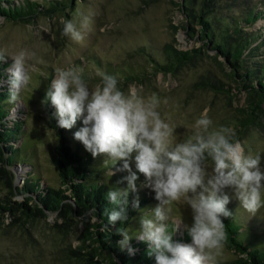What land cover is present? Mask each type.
<instances>
[{"label":"rangeland","instance_id":"1","mask_svg":"<svg viewBox=\"0 0 264 264\" xmlns=\"http://www.w3.org/2000/svg\"><path fill=\"white\" fill-rule=\"evenodd\" d=\"M71 1L69 7L43 8L27 20L0 16V52L8 63L5 72L18 77L14 87L21 98L7 118L24 122L16 159L33 166L34 179L41 176L50 186L59 185L43 139L44 135L53 143L56 136L44 122L47 115L38 102L43 92L56 93L52 105L62 99L65 112L59 117L71 140L78 118L83 129L89 125L104 131L119 128L128 140V149H116L111 156L118 158L115 168L131 167L130 174L119 181L127 172L116 173L114 184L124 190L136 185L150 200L138 207L147 217L139 214L132 220L122 241L144 233L149 238L171 222L176 238L185 230L189 235V240L175 245L177 264L192 261L191 254L178 252L185 244L192 248L197 264H225L236 255L213 239L211 233L222 232L221 222L205 202L218 199L242 222L239 238L264 250V112L261 128L234 129L242 117L238 108L244 106V92L232 89L235 96L229 98L197 84L207 74L233 84L209 56L212 51L209 55L194 52L191 61L179 63L171 72L151 69L156 62L167 61L165 43L178 49L200 45L180 28L184 16L174 3L179 0ZM236 3L245 10L248 4L263 5L264 0ZM259 27L264 29V19L252 25ZM140 67L150 73L123 80V69ZM69 104L81 118L69 112ZM233 132L238 139L225 147L223 141ZM25 169L30 166L15 165L14 183H21ZM5 195L22 199L10 195L0 180V198ZM55 218V213L27 220L18 211L1 215L0 264H79V257L69 249L78 247L76 232L81 224L57 226Z\"/></svg>","mask_w":264,"mask_h":264},{"label":"trees","instance_id":"2","mask_svg":"<svg viewBox=\"0 0 264 264\" xmlns=\"http://www.w3.org/2000/svg\"><path fill=\"white\" fill-rule=\"evenodd\" d=\"M43 1L39 4L36 0H0V16L6 20H27L43 8L47 11L60 10L69 7L72 2ZM174 3L184 16L180 28L188 37L200 41V45L178 49L165 43L167 61L156 62L152 65V71L171 72L179 63L191 61L195 53L209 55L208 51H212L209 56L233 84L222 80L219 75L210 74L197 84L206 85L229 98L235 96L232 89L244 92V106L238 108L242 117L235 122L234 129L240 132L251 125L261 128L260 117L264 112V29L252 28V25L256 20L264 19V4H248L245 10H240L236 0H179ZM231 7H236V10H228ZM7 65L0 52V180L10 195H21L22 199L11 200L6 195L1 197L0 216L5 212L14 215L18 211L22 219L27 220L55 213L57 226L77 227L78 223L81 224L82 229L76 232L78 247L69 249L71 255L79 257V264H177L175 245L182 239L189 240V235L185 230L181 238H176L171 222L159 234L149 238L144 233L122 241L123 232L132 220L139 214L147 217L145 210L138 211V207L150 200L144 190L136 189V185L124 190L120 184H114L116 173L123 175L126 170L121 181L124 177L128 178L131 169L128 166H124L122 171L115 168L118 167V158L111 156L116 149H128V140L124 138L122 129L106 127L104 131L90 125L83 129V120L78 118L75 123L81 125H75V136L71 140L66 133L64 120L59 117V113L65 112L62 99L57 106L52 105V99L57 98L56 93L43 92L38 102L41 101L39 105L47 115L44 122L54 130L56 140L51 143L44 135L43 139L50 161L56 167L59 185L50 186L41 176L34 179L31 175L33 166L16 159L24 122L18 118H7L14 103L21 99L14 87L19 79L5 72ZM123 70L125 81L137 80L139 76L150 73L143 67ZM65 103L74 104L70 101ZM71 104L69 112L74 117L79 116ZM18 110L16 112L19 113ZM80 128L81 134L77 132ZM234 133L223 141L225 147L238 139ZM99 154L102 157L99 158ZM16 164L30 166V169L24 170L26 174L21 176L20 184L14 183ZM111 168L113 172H109ZM132 178L135 179L134 176ZM205 202L221 222L222 232L211 233L213 239L223 243L236 255L225 264H264V250L250 246L239 238L242 222L234 211L218 199H206ZM58 219L63 223H59Z\"/></svg>","mask_w":264,"mask_h":264},{"label":"bare ground","instance_id":"3","mask_svg":"<svg viewBox=\"0 0 264 264\" xmlns=\"http://www.w3.org/2000/svg\"><path fill=\"white\" fill-rule=\"evenodd\" d=\"M192 250V248H190V245L189 244H185V245H181V246H179V248H178V252L180 253V254H182V255H186V256H190V254H191V258H192V261H190V262H183V263H185V264H197V262H196V257H195V259L193 258V252L191 251Z\"/></svg>","mask_w":264,"mask_h":264},{"label":"built area","instance_id":"4","mask_svg":"<svg viewBox=\"0 0 264 264\" xmlns=\"http://www.w3.org/2000/svg\"><path fill=\"white\" fill-rule=\"evenodd\" d=\"M22 179V178H21Z\"/></svg>","mask_w":264,"mask_h":264},{"label":"water","instance_id":"5","mask_svg":"<svg viewBox=\"0 0 264 264\" xmlns=\"http://www.w3.org/2000/svg\"><path fill=\"white\" fill-rule=\"evenodd\" d=\"M176 258V257H175Z\"/></svg>","mask_w":264,"mask_h":264}]
</instances>
